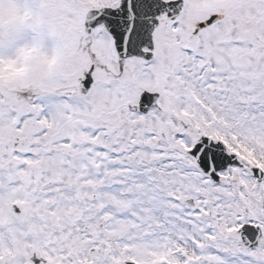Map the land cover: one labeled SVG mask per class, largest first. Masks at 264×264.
<instances>
[{
  "label": "snow or ice",
  "instance_id": "snow-or-ice-1",
  "mask_svg": "<svg viewBox=\"0 0 264 264\" xmlns=\"http://www.w3.org/2000/svg\"><path fill=\"white\" fill-rule=\"evenodd\" d=\"M0 264H264V0H0Z\"/></svg>",
  "mask_w": 264,
  "mask_h": 264
}]
</instances>
